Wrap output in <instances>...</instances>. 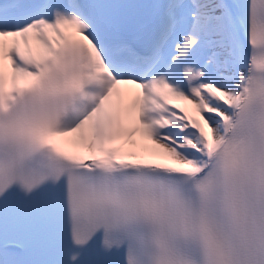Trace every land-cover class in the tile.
I'll return each mask as SVG.
<instances>
[{"label": "snow or ice", "instance_id": "1", "mask_svg": "<svg viewBox=\"0 0 264 264\" xmlns=\"http://www.w3.org/2000/svg\"><path fill=\"white\" fill-rule=\"evenodd\" d=\"M0 264H264V0H0Z\"/></svg>", "mask_w": 264, "mask_h": 264}, {"label": "bare ground", "instance_id": "2", "mask_svg": "<svg viewBox=\"0 0 264 264\" xmlns=\"http://www.w3.org/2000/svg\"><path fill=\"white\" fill-rule=\"evenodd\" d=\"M123 90H124V95L126 99H130L131 96L137 91L133 86H123ZM182 107L187 108L190 114H193V115L195 114L191 106L188 105L186 102L182 105ZM58 139L63 140V141L68 140V138H64V137H61ZM137 139L140 140V137H137ZM141 143L151 144V141H141ZM63 146L71 150V146L69 144L65 143Z\"/></svg>", "mask_w": 264, "mask_h": 264}]
</instances>
